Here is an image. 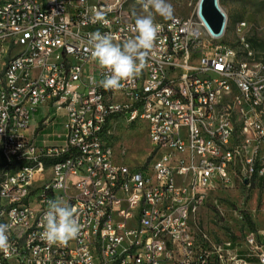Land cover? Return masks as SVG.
I'll return each instance as SVG.
<instances>
[{"label": "built area", "instance_id": "1", "mask_svg": "<svg viewBox=\"0 0 264 264\" xmlns=\"http://www.w3.org/2000/svg\"><path fill=\"white\" fill-rule=\"evenodd\" d=\"M131 6L0 0V223L14 249L0 252V264H226L194 220L211 190L235 184L238 167L246 184L264 179V79L239 72L224 29L198 34L196 8L155 21L162 28L145 69L120 91L104 90L88 39L100 32L123 41ZM106 10L114 18L99 24ZM55 113L63 133L41 135ZM121 123L147 124L143 166L117 161ZM57 198L81 225L66 244L40 236ZM255 256L264 264V253Z\"/></svg>", "mask_w": 264, "mask_h": 264}, {"label": "rangeland", "instance_id": "2", "mask_svg": "<svg viewBox=\"0 0 264 264\" xmlns=\"http://www.w3.org/2000/svg\"><path fill=\"white\" fill-rule=\"evenodd\" d=\"M167 2L173 9L169 19L189 18L197 8L199 0ZM131 4V14L135 18L145 14L142 6L135 4L134 0ZM219 5L227 18L225 41L235 47L238 59L244 60L245 46L241 43V38H244L245 44L248 43L249 50L253 53V59L262 63L260 75H264V0H219ZM153 15L155 21L168 20L158 14ZM241 23L245 26L239 30ZM39 114L42 115L40 112ZM55 115V122L49 123L41 135L63 133V115ZM115 136L117 161L130 167L143 166L152 149L147 124L141 123L127 128L121 123L115 128ZM241 139L243 136H240ZM236 171L235 184L232 187H219L209 192L206 203L195 216L194 226L200 239L205 235L208 252L220 254L226 264H251L236 261L239 253H244L247 259H258L255 255L258 252L264 253V179L255 178L250 184H246L239 178L241 167ZM244 213L250 215L255 232L246 224ZM251 239L255 240L254 245L249 243ZM256 264H261L259 259Z\"/></svg>", "mask_w": 264, "mask_h": 264}, {"label": "clouds", "instance_id": "3", "mask_svg": "<svg viewBox=\"0 0 264 264\" xmlns=\"http://www.w3.org/2000/svg\"><path fill=\"white\" fill-rule=\"evenodd\" d=\"M145 14L137 16L128 26L132 35L118 42L112 34L91 33L88 52L93 61L105 70L99 86L108 91H120L125 81L141 74L147 60L155 54V43L162 26L155 22L153 13L165 19L172 16L167 0H141ZM102 19V17H98ZM95 84L94 78H90ZM41 239L49 244H66L78 237L81 225L75 218V209L62 199L49 200L41 219ZM9 225L0 223V252L10 255L14 251L8 236Z\"/></svg>", "mask_w": 264, "mask_h": 264}, {"label": "bare ground", "instance_id": "4", "mask_svg": "<svg viewBox=\"0 0 264 264\" xmlns=\"http://www.w3.org/2000/svg\"><path fill=\"white\" fill-rule=\"evenodd\" d=\"M131 2H132V0H127V4H131ZM104 3H113V0H104ZM199 3H200V0H199ZM199 3L197 5V10L199 9ZM218 7L222 11V9L219 5V0H218ZM192 15H195V11L192 13ZM100 17H102V19L99 18V24L109 25V19L114 18V10H106L105 12L101 13ZM172 19H185V18L177 17V18H172ZM201 22H202L203 26H198V34H206V30H211V33H214L212 31L211 27L206 23L202 14H201ZM244 26H245V24L242 23V28ZM226 27L227 26L224 27V37H226ZM126 34H127V37L132 35V33H130L128 31V26H126ZM246 41H247V39H246ZM241 43L244 44V46H245L244 53H245L246 57L244 60H239L238 59L239 55H238V52L236 51V67H237V69L239 70V72H254V79H264V75H260L261 69L263 67L262 63L256 62L253 59V53L249 50L250 47H248V45H247L248 43L245 44V41H241ZM233 48H235V47H233ZM248 53H250V55H248Z\"/></svg>", "mask_w": 264, "mask_h": 264}, {"label": "water", "instance_id": "5", "mask_svg": "<svg viewBox=\"0 0 264 264\" xmlns=\"http://www.w3.org/2000/svg\"><path fill=\"white\" fill-rule=\"evenodd\" d=\"M199 9L212 31L221 34L226 24V16L219 9L218 0H200Z\"/></svg>", "mask_w": 264, "mask_h": 264}, {"label": "trees", "instance_id": "6", "mask_svg": "<svg viewBox=\"0 0 264 264\" xmlns=\"http://www.w3.org/2000/svg\"><path fill=\"white\" fill-rule=\"evenodd\" d=\"M244 220H245L246 224L248 225L249 229L252 232H255V225H254V223H253V221H252V219H251L249 214L244 213ZM238 258L242 259V260H244V261H246L248 263H256V262H258V259H256V258H252V259L248 258L247 259L246 255L244 253H239Z\"/></svg>", "mask_w": 264, "mask_h": 264}, {"label": "crops", "instance_id": "7", "mask_svg": "<svg viewBox=\"0 0 264 264\" xmlns=\"http://www.w3.org/2000/svg\"><path fill=\"white\" fill-rule=\"evenodd\" d=\"M256 263H258V262H256ZM256 263H251V264H256Z\"/></svg>", "mask_w": 264, "mask_h": 264}]
</instances>
